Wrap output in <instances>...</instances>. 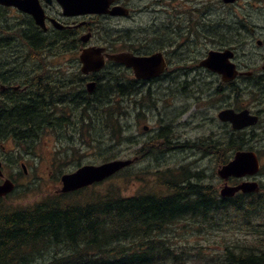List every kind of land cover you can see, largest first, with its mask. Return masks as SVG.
<instances>
[{
	"label": "rangeland",
	"instance_id": "1",
	"mask_svg": "<svg viewBox=\"0 0 264 264\" xmlns=\"http://www.w3.org/2000/svg\"><path fill=\"white\" fill-rule=\"evenodd\" d=\"M166 1L164 0V2ZM207 1L209 0H173L170 3L171 8L164 10L163 19L164 24L168 25L167 28H169V33L167 30L166 33L170 46L165 44L167 42L162 41L160 27L151 23L152 15L141 12L131 20L120 21L121 27H125L127 32L125 31L124 35L121 33L118 35L119 42L114 43L112 49L120 50L123 44L134 45L136 43L137 48L142 53L145 52L144 54L164 51L171 63L166 75L175 78L181 76L182 80L183 70L190 69L192 71L188 72H197L200 77L199 81L192 80L191 86H188V83H181V92L179 80L172 79L169 76L165 77L167 79L151 84V92L147 95L148 98L141 100L142 110H139L141 113L137 115L138 110L126 113L123 109L122 116L117 115L121 117L122 135L116 134L115 137H112L111 129H108L112 124V119L106 116L107 110L105 107L110 106L114 101V98L110 95L112 89L118 85H123L129 79L128 74L122 68L108 65V68L95 77L96 86H98L96 92L98 94L91 95L87 93L84 86L86 95H81L76 99L72 98L73 100L63 98L62 95L52 92L51 87L55 89L61 82L68 81L70 84L68 90L75 91L80 83L71 79H74L76 75H73L70 79L71 73H68V76L59 74L55 78L53 73L42 71L43 84H35L41 87L45 86L47 91L52 92L54 97L58 98L55 109L63 111V118L69 128L68 130L62 129L61 127L64 126L62 123L47 124L43 131L47 128L52 130H46L44 135L35 138L32 144L27 146L14 144V147L12 142H9L5 144L4 153L0 149V161L5 162L3 171L9 174V177L13 179L12 181L16 182V194L21 193L28 199L27 201H37L42 197H46L47 194H51L50 192L59 184L58 179L62 174L71 173L82 165L104 163L107 158H111V160L132 159L138 151L141 153L146 152L147 141L155 139L157 133H161L165 129L167 130L165 137L169 136L171 138V141L175 143V148L173 149L174 143L165 147L163 146L165 141L160 140L156 153L137 160L136 164L131 167L130 172L133 177L137 176L143 181V187L146 185L147 188L153 189L152 192L158 189L163 191L164 186L162 184L165 182L167 171H171L173 175L188 171L195 176H193L194 184L210 186L216 193L218 192L222 185V181L216 174L218 165L223 160H230L235 151L222 153L220 152L221 148L216 150V143H208L209 141L222 140L223 132L221 131V124L214 121L215 112L211 106L214 105L213 100L216 97L214 99L210 97L214 90L211 88L212 86H207L205 81L210 85L215 82L213 86L219 85L220 90L226 86L220 85L217 76L202 71L199 66L190 68L192 62L189 61L193 59V50L203 54L213 44L205 39L208 32L210 37L214 36V39L219 40V42L220 40L223 43L226 40H233L237 44L242 43L241 46L226 45L225 48L234 49V63L244 65L241 70H250L255 65L254 61L259 60V56L264 53V49L259 48L253 41L254 39L262 40L261 37L254 38L249 32L250 29H254L257 36L264 33V0H237L232 5H225L221 0H211L213 5L210 9L211 14L203 15V7H211L210 4H206ZM152 3L159 5L152 0H136L133 7L136 10L143 11L149 8ZM175 7L177 8L174 10ZM155 19H157V16ZM160 21L161 19H157V23ZM210 21H212V25H209L208 22ZM239 21L245 25V30L240 29ZM9 22L13 23V19H9ZM179 25L181 26L179 33L181 43H184L186 39L188 40L190 35L196 37V44H190V52L186 53V56L182 52L180 42L176 41V27H179ZM226 25L233 29L227 30ZM2 36L0 32V52L2 48L7 50L10 43H17L8 39L2 40ZM116 39L115 35H110L107 38L105 37L104 40L114 42ZM173 39H175V43ZM246 39L250 41V46L247 49L244 46ZM218 43L215 45L217 49L220 48ZM47 47L48 49H54L50 44ZM24 54L22 53V55ZM78 55L79 52L64 53L62 51L60 53L58 51L56 58L49 60L74 61V63L80 65ZM61 67L71 69L67 63ZM170 85L172 87L167 89ZM223 91H226V89ZM58 92L61 91L58 89ZM137 92L144 94L147 89H139ZM184 93H189L190 97L199 99V101H196L198 107L195 110H191L193 98L187 99ZM37 99L42 109V114L39 117L46 119L45 99L42 95H38ZM124 99L129 103L132 96H125ZM117 101L120 102L119 99ZM99 102L100 109L97 108ZM121 106L124 107L123 104ZM186 106L193 115L183 117L182 109ZM117 109L119 107H116ZM208 119H211V121ZM144 126L148 127L147 131H143ZM41 133L34 135V137ZM67 134L70 135L68 140ZM56 135H58L57 138ZM59 138L60 141L57 140ZM127 139L129 140L127 141ZM202 139V143H208L211 146L212 154L207 151L206 147H193V143L190 142ZM167 141L169 142V140ZM202 143L199 145H202ZM239 145L241 149L242 145ZM249 147L258 148L257 143L253 142L243 146V148ZM187 149L190 151H187ZM168 179L172 182L171 184L175 183L171 178L168 177ZM187 181L190 180L183 179L184 183ZM246 181H256L262 184L261 187H264V165L263 170L257 177L247 178ZM117 183L121 188L120 190H123V194H128V189L124 187L123 180L119 179ZM104 187L109 188L110 185L106 184ZM263 211L262 208L261 213ZM222 214L226 220L223 223L221 222V225H215L212 228L192 222H180L172 225L166 237L167 246L172 253L179 256V261L168 264H181L182 261H185L183 264H219L222 261L223 247L227 245H252L261 249L264 248V226H262L264 219L251 216V223L248 225L241 223L242 218L240 215L229 207L223 210ZM255 225L261 227L256 228Z\"/></svg>",
	"mask_w": 264,
	"mask_h": 264
},
{
	"label": "trees",
	"instance_id": "2",
	"mask_svg": "<svg viewBox=\"0 0 264 264\" xmlns=\"http://www.w3.org/2000/svg\"><path fill=\"white\" fill-rule=\"evenodd\" d=\"M96 88L98 90V86ZM31 107L27 108L33 111ZM30 117L33 114L24 112L20 120L10 123L7 115H3L0 117V131L7 130L16 139L23 134L28 136L34 132V136L41 133L45 123H39V117ZM15 124L22 131L8 129L15 127ZM199 146L206 147L212 154L209 144ZM215 148H221L222 152V146ZM182 174L181 182L193 177L190 172ZM119 179L123 180L128 190L135 184L132 175L125 171L100 185L75 193L53 191L37 201H27L15 191L0 199V264H151L159 260L156 258L158 246L164 242L175 223H200L212 228L226 220L222 212L228 207L240 215L243 224L251 223V216L264 215L261 213V209H264L262 192L245 199L239 196L233 200L219 201L210 186L192 184L193 187L189 186L191 190H181L180 193L172 189V182L168 181L166 184L171 186L172 191L165 196H160L159 189V196L154 194L146 185L141 193L134 191L124 195L117 183ZM172 180L178 181V176ZM106 184L110 187L105 188ZM183 195L192 203L185 202L187 197ZM192 197L197 199L192 201ZM179 203L188 204L189 208H180ZM223 250L219 264H264V248L234 244L223 247Z\"/></svg>",
	"mask_w": 264,
	"mask_h": 264
},
{
	"label": "flooded vegetation",
	"instance_id": "3",
	"mask_svg": "<svg viewBox=\"0 0 264 264\" xmlns=\"http://www.w3.org/2000/svg\"><path fill=\"white\" fill-rule=\"evenodd\" d=\"M71 4L68 9L63 7V3L59 0H33L32 2L40 10L43 14L44 21L43 26H38L32 16L31 13L23 10H19L14 6H6L0 4V32L2 33V40L8 39L10 41H16L17 43H10L8 45L7 50H1L0 52V117L3 115H7V111L4 108L3 104L11 105L22 108L27 101H31L36 94L41 92V87L39 85L42 84V71H48L53 73L55 78L58 77L59 74H64L68 76V73H71V77L76 75V77L71 79L72 81L80 83L77 90H68L70 84L68 81H63L57 88L51 87V91L62 95L63 98H78L81 95H86L84 92V86H86L90 81L94 80L95 84V77L102 73L97 74H90L84 76L81 74L80 68L81 66L74 61H65V60H47L45 59L42 61L41 59H32L27 60L24 58V55H21V49L24 48V43L27 41L29 48L35 51V56L38 55V52L41 50L43 42L50 41L53 46V50L60 49L61 51H69L72 53L80 52L85 47L93 46H101L104 47L106 51H111L112 48L108 40H104L105 37L110 35H115L117 38L116 41L112 42V45L118 41V35L121 33L127 32L125 27H121V20H128L132 19L135 15L145 12L148 15H152L151 23L157 24L160 28V36L162 41L170 43L168 40V35L166 30L169 33L168 25L164 24L163 15L165 13L166 5L169 7V0L164 2V0H152L157 2L159 5L151 4L149 8L144 9L143 11L138 12L135 7H133V3L136 0H105L107 3V7L104 8L106 14L104 15H89L88 13L84 12L86 8L85 1L87 0H70ZM206 4H210L211 7H203L204 14L210 15V9L213 7L212 1H207ZM27 9L28 7H24ZM115 8L124 9L127 12L125 17L120 16H112L116 14H110ZM120 9V10H121ZM151 13V14H150ZM161 19L160 22L157 23V19ZM9 19H13V23L9 22ZM169 21V19H167ZM264 20V19H263ZM92 23V24H91ZM62 25V26H61ZM209 25H212V21L209 22ZM238 25L241 30H245V25L241 21L238 22ZM177 28L176 32V41L178 40L182 49V52L186 56V53H189V46L190 44H196V37L189 36L188 40L186 39L184 43H181L179 39V33L181 31V26ZM227 30H232L233 28L229 25H226ZM132 30V29H131ZM251 35L254 38L261 37L260 39H254L256 45L264 49V33H261L259 36L256 35V30L250 29ZM35 35V36H34ZM207 37L209 42L213 44L208 47L210 50H214L217 48L215 45L219 42V40H215L214 36H209L207 32ZM36 38V39H35ZM43 39V40H42ZM37 40V41H36ZM175 39H173V42ZM108 42V43H107ZM201 44V42H199ZM226 43V44H225ZM63 44V45H62ZM221 46H241V44H237L233 40H226L224 43L220 40L218 43ZM137 44H129V49L136 55H151L157 52H161L166 62L170 65V61L164 51H155L151 54H138L142 53L136 46ZM244 46L247 49L250 46V41L245 40ZM123 47V46H122ZM121 47V48H122ZM207 49V48H206ZM208 50L206 53H201L199 51L193 50V59L189 62L191 63L190 68L199 66L201 68L202 62L204 61L205 57L207 56ZM190 56V57H192ZM188 57V58H190ZM259 60L254 61L255 65L250 68V70H241L244 65L236 64V72L241 73L242 75L236 78L235 80L226 82V83H219L220 85L226 86L225 88H219V85H214L212 83V89L214 93L211 94V98L214 99V105L211 106L212 110L215 112V120L218 121L223 132L222 140H216V146L222 145L225 147L227 152H230L234 148H240L241 150L253 152L259 159L260 167L263 169L264 165V53L261 54ZM68 64L71 69H65L61 67L63 64ZM108 64V63H107ZM110 65V64H108ZM119 68V66L115 65ZM106 67V66H105ZM255 68L254 70H251ZM201 70H204L201 68ZM182 78L186 79L188 82V86H191V81L196 80V76L199 77L197 72H193L195 75L193 79H188V75L191 74L192 71L190 69L183 70ZM206 71V70H204ZM169 76V75H167ZM92 77V78H91ZM166 76L162 75L158 78L151 79L148 81H136L135 86L133 89L137 91L139 89L146 88L151 91V84L158 83L161 80L167 79ZM171 77V76H169ZM172 79L179 80V88L181 92V76L178 77H171ZM91 79V80H90ZM89 81V82H88ZM169 81V80H168ZM199 81V80H198ZM206 82V81H205ZM38 83L39 85L35 84ZM84 83V84H83ZM37 85V87L35 86ZM35 86V87H34ZM209 86V85H207ZM172 86L170 85L167 89H170ZM210 87V86H209ZM36 88L38 91H36ZM86 88V87H85ZM58 89L61 92H58ZM96 87L93 89L92 94L96 93ZM226 89V91H223ZM48 92V96L51 99H56L52 92ZM76 92V93H75ZM87 92V90H86ZM27 93V94H26ZM88 93V92H87ZM59 95V96H60ZM187 99L193 98L190 97L189 93H184ZM58 97V96H57ZM30 98V99H29ZM21 99V100H20ZM26 99V100H25ZM29 99V100H28ZM5 100V101H4ZM199 99L193 98V106L192 109H196V105H198ZM3 102V104H2ZM8 102V103H7ZM10 102V103H9ZM12 102V103H11ZM19 102V103H18ZM21 103V104H20ZM187 104V102H186ZM188 106V105H187ZM187 106L182 109L183 117L186 115H193L191 111H186L188 108ZM56 108V105H55ZM5 109V110H4ZM231 110L236 114H240L243 112H248L249 116L255 117V122L249 125L247 124L244 126L243 124L248 122L246 118H244L240 124L241 127L237 128L236 130L233 127V122L230 120L226 121H219L217 119L219 113L222 111ZM181 111V112H182ZM63 111H59L56 109L55 111L47 110L45 112L46 116L50 117L51 124L59 123V116H61ZM53 115V117H52ZM64 120V118H63ZM211 121V119H208ZM238 124V123H235ZM249 125V126H248ZM10 126V125H9ZM8 126V127H9ZM46 124H44L40 131H43ZM11 127V126H10ZM12 129L16 130L17 132L21 131V129L16 125L15 127H11ZM167 130H162L160 133V138H164L165 142L163 146L167 147L171 143V138L165 137V133ZM169 140V142L167 141ZM161 142V141H160ZM249 142L257 143L258 148L253 149L252 147L243 148L244 145L248 144ZM175 143L173 144V148ZM180 149H181V140L179 142ZM215 146V147H216ZM6 177V175H5ZM175 183L172 184V189H176L181 193V189L178 184H181V181H174ZM178 183V184H177ZM237 183V182H236ZM234 184V183H233Z\"/></svg>",
	"mask_w": 264,
	"mask_h": 264
},
{
	"label": "water",
	"instance_id": "4",
	"mask_svg": "<svg viewBox=\"0 0 264 264\" xmlns=\"http://www.w3.org/2000/svg\"><path fill=\"white\" fill-rule=\"evenodd\" d=\"M230 2L233 0H225ZM0 3H3L8 6H16L19 9H25L26 5H29V8L25 9L27 12L31 13L37 22L42 20L41 12L38 8L33 6V3L30 0H0ZM24 5V7H23ZM101 5L99 1L89 0L87 3V9L89 13H102L103 10H98V6ZM117 12V10H116ZM103 49L91 48L85 50L80 60L82 62V72L88 74L90 72H97L104 66V58L102 57ZM229 55L227 54H214L210 60L206 61L207 66L219 73L223 74V79L227 80L233 76V66L225 65L223 57ZM106 58L125 65L126 67H131L134 70L136 77L138 78H149L155 75H158L164 66H161V56L153 55L150 58H135L130 54H116V55H105ZM92 84H90V87ZM221 119L230 120L233 122L235 128H240V122L247 115L246 113H241L240 115H234L231 111H224L221 113ZM249 120L243 125L251 124L252 121L249 117L246 116ZM238 123V124H235ZM131 164V161H113L100 166H84L77 170L76 172L65 175L61 177V192L67 193L71 191L78 190L80 188L89 186L96 182H101L102 180L110 177L115 174L122 168ZM258 170V162L254 154L249 152H238L235 155V159L230 162L227 166L223 167L218 171V174L227 179L229 176L233 177H242L245 175H253ZM1 175V174H0ZM13 189V185L10 181L4 182L0 185V197L5 196ZM241 190L243 193L255 192L258 190L255 183H243L238 187H224L221 191L222 196H232L237 191Z\"/></svg>",
	"mask_w": 264,
	"mask_h": 264
},
{
	"label": "bare ground",
	"instance_id": "5",
	"mask_svg": "<svg viewBox=\"0 0 264 264\" xmlns=\"http://www.w3.org/2000/svg\"><path fill=\"white\" fill-rule=\"evenodd\" d=\"M153 4V3H152ZM173 11V10H172ZM151 14V13H150ZM92 24V23H91ZM62 26V25H61ZM124 35V34H123ZM154 35V34H153ZM35 36V35H34ZM144 38H146V37H144ZM36 39V38H35ZM37 41V40H36ZM113 41V40H112ZM169 41V40H168ZM158 42H161V41H159L158 40ZM162 43V42H161ZM49 44L52 46V43L49 41V42H47V46H49ZM158 44V43H157ZM165 44H168V43H165ZM63 45V44H62ZM154 45H155V41H154ZM161 46V45H160ZM168 46H170L169 44H168ZM165 47V46H164ZM163 47V48H164ZM91 48H93V45H91V46H89V47H85L82 51H80L79 52V55H78V61H79V63H80V66H81V68L80 69H82V62H81V60H80V57H81V55H82V53L85 51V50H87V49H91ZM159 48V47H158ZM165 49V48H164ZM144 50V49H143ZM147 51V50H146ZM150 51H152V50H150ZM153 51H155L154 49H153ZM149 52V51H148ZM145 53V52H144ZM149 54H150V52H149ZM115 66V65H114ZM106 68H108V66L106 67ZM120 68V67H119ZM102 77V76H101ZM92 78V77H91ZM91 80V79H90ZM43 84V83H42ZM84 84V83H83ZM91 84H92V87L91 88H86V90H87V92L90 94V93H92V91H93V89L96 87V84H95V82L94 81H91ZM38 85V84H37ZM37 85H35L36 87H37ZM34 86V87H35ZM77 86V85H76ZM116 86V85H115ZM41 87V86H40ZM45 86L44 87H41V92H39V93H37L36 92V94H39V95H42L43 96V98L45 99V104H44V106H45V109H47V110H52V111H55L56 109H55V105H57L58 104V98H56V99H51V98H49V96H48V93L45 91ZM97 90V89H96ZM36 91H38L37 90V88H36ZM97 93V92H96ZM27 94V93H26ZM98 94V93H97ZM101 95V94H100ZM111 95V94H110ZM32 96H34L33 97V99L31 100V101H27L25 104H24V106L22 107V108H17V107H15V106H13V105H11L10 107L8 106V105H6V104H3V102H2V104H3V106H4V108L6 109V111H7V118H8V121H10V123L11 122H16V121H18V120H20V116L21 115H23V113L24 112H28V113H30V114H33V117H30V118H38L41 114H42V109H41V107H40V102L38 101V99L35 97V95H32ZM94 96V95H93ZM38 97V96H37ZM79 98V97H78ZM85 98V97H84ZM30 99V98H29ZM28 99V100H29ZM21 100V99H20ZM26 100V99H25ZM71 100H73L72 98H71ZM109 100V99H108ZM5 101V100H4ZM100 101V100H99ZM8 103V102H7ZM10 103V102H9ZM12 103V102H11ZM19 103V102H18ZM21 104V103H20ZM29 106H32L33 108H34V110L33 111H31V110H29L27 107H29ZM99 106H100V102H99ZM31 107V108H32ZM4 109V110H5ZM46 110V111H47ZM30 111V112H29ZM89 111V110H88ZM1 114V113H0ZM70 114V113H69ZM219 115H221V113H219ZM3 119V118H2ZM40 119V120H39ZM39 123H45L46 125L47 124H49V125H52L51 124V121H50V117L49 116H46V119H42L41 117H39ZM22 122V121H21ZM6 123V122H5ZM16 125V124H15ZM69 125L67 124V122L64 124V126H62L61 128L62 129H65V130H68V127ZM199 148H200V146H199ZM174 149V148H173ZM196 149V148H195ZM179 151V150H178ZM187 151H190V150H188L187 149ZM189 153V152H188ZM191 155V154H190ZM194 155V154H193ZM187 156H189V155H187ZM198 160V159H197ZM201 163V162H200ZM196 164V163H195ZM198 169V168H197ZM186 172H188V171H186ZM197 174H199V173H197ZM192 175L194 176V174L192 173ZM197 176V175H196ZM202 176V175H201ZM195 177V176H194ZM196 179V178H195ZM199 180H200V178H199ZM202 180V179H201ZM178 184V183H177ZM192 184H194L193 183V181H187L186 183H184V182H181V184H178L179 185V187H180V189L182 190V191H186L187 189H189V190H191V188H189V186H192ZM196 184V183H195ZM196 186V185H195ZM193 187V186H192ZM199 187V186H198ZM203 187V186H202ZM202 187H200V189L202 188ZM203 190V189H202ZM194 191H196V190H194ZM189 192V191H188ZM192 193V192H191ZM184 194V193H183ZM185 194H187L186 192H185ZM193 194H194V192H193ZM189 195V194H188ZM206 195V194H205ZM184 196V195H183ZM186 196V195H185ZM184 196V197H185ZM197 196V195H196ZM198 196H200V195H198ZM207 196V195H206ZM156 197V196H155ZM187 197V196H186ZM202 197V196H201ZM194 197H192V201L193 200H196L197 199V197H196V199H193ZM204 198H206V197H204ZM190 199H191V196H190ZM189 199V200H190ZM186 200V199H185ZM198 201H199V199H198ZM197 201V202H198ZM185 202H187V203H192V202H188V197H187V201H185ZM196 202V203H197ZM208 202V201H207ZM210 202V201H209ZM235 203V202H234ZM258 203V202H257ZM261 203V202H260ZM195 204V203H194ZM200 204H201V202H200ZM207 204V203H206ZM210 204V203H209ZM215 205H216V203H214ZM214 204H212V205H214ZM179 205H180V208H181V206H183L184 207V209H185V207L187 208H189V205L188 204H185V203H179ZM208 205V204H207ZM212 205H210V206H212ZM263 205V204H262ZM191 206H193V205H191ZM190 206V207H191ZM199 206V205H198ZM201 206V205H200ZM203 206V205H202ZM201 206V207H202ZM217 206V205H216ZM261 206V205H260ZM259 206V207H260ZM264 206V205H263ZM142 207V206H141ZM259 207H257V208H259ZM187 208V209H188ZM209 208V207H208ZM212 208V207H211ZM183 209V210H184ZM260 209V208H259ZM43 210V209H42ZM145 210V209H144ZM190 210V209H189ZM194 210V209H193ZM182 211V210H181ZM198 211V210H197ZM202 211V210H201ZM200 211V212H201ZM184 213L186 212V211H183ZM188 212V211H187ZM211 212H212V210H211ZM217 212V211H216ZM191 213V212H190ZM189 213V214H190ZM213 213V212H212ZM193 214V213H192ZM199 214V213H198ZM207 215H208V213H207ZM188 216V215H187ZM199 216V215H198ZM201 216V215H200ZM185 217V216H184ZM213 218H214V216H212ZM209 218V217H208ZM203 220V219H202ZM166 225V224H165ZM249 225V224H248ZM241 227H243V226H241ZM164 228H165V226H164ZM251 228V227H250ZM164 230V229H163ZM162 231V230H161ZM221 231V230H220ZM159 233V232H158ZM161 233H163V232H161ZM157 235V234H156ZM255 235V234H254ZM54 246V245H53ZM62 246V245H61ZM231 246V245H230ZM55 247V246H54ZM48 248H50V247H48ZM58 248V247H57ZM243 248V247H242ZM68 250V249H67ZM71 251V250H70ZM69 251V252H70ZM235 251V250H234ZM72 253H74V252H72ZM234 253V252H233ZM35 255H36V253H35ZM64 255V254H63ZM237 255V254H236ZM66 256V255H65ZM66 257H68V256H66ZM78 257V256H77ZM52 259V258H51ZM90 259V258H89ZM225 259V258H224ZM79 262V261H78ZM91 262V261H90ZM85 263V262H84ZM90 264V263H89Z\"/></svg>",
	"mask_w": 264,
	"mask_h": 264
}]
</instances>
